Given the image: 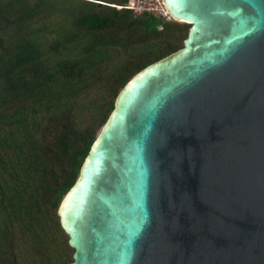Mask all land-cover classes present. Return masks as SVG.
I'll return each mask as SVG.
<instances>
[{"label": "water", "instance_id": "water-1", "mask_svg": "<svg viewBox=\"0 0 264 264\" xmlns=\"http://www.w3.org/2000/svg\"><path fill=\"white\" fill-rule=\"evenodd\" d=\"M184 47L120 91L59 207L71 264H264V0H162Z\"/></svg>", "mask_w": 264, "mask_h": 264}, {"label": "trees", "instance_id": "trees-1", "mask_svg": "<svg viewBox=\"0 0 264 264\" xmlns=\"http://www.w3.org/2000/svg\"><path fill=\"white\" fill-rule=\"evenodd\" d=\"M78 3L70 12L76 28L49 40L41 24L56 13L55 4L0 0V245H5L0 249V264H19L14 247L29 242L36 247L34 264L73 262L69 236L54 215L76 184L93 143L115 109L119 91L141 70L182 49L184 43L180 47L179 42H185L191 28L153 14L135 17L125 8L104 5V10L94 11L96 3L90 0ZM121 14L129 16V29L139 27L142 32L136 42L125 46H130L135 61L121 72L118 68L108 74L105 87L110 97L92 116L94 123L82 126L74 101L85 92L83 88L97 83L91 75L103 65L109 45L119 44L93 34L114 28ZM57 57L61 59L53 66ZM42 105L46 109L39 112L37 107ZM38 113L43 114L42 121L34 122ZM8 169L15 172L12 183L5 179ZM52 232L64 233L72 261L63 259L68 254L58 255Z\"/></svg>", "mask_w": 264, "mask_h": 264}, {"label": "rangeland", "instance_id": "rangeland-1", "mask_svg": "<svg viewBox=\"0 0 264 264\" xmlns=\"http://www.w3.org/2000/svg\"><path fill=\"white\" fill-rule=\"evenodd\" d=\"M38 0H31L32 3L36 2ZM49 3L55 4L56 8L58 9L55 14L47 18L41 25L44 29L47 30L46 35L49 40H54L57 37H62L66 30H74L76 26L73 25V22L76 21L75 17L70 16V12L74 7H78L79 3L78 0H46ZM89 1V0H87ZM94 3H96L95 7H93L94 11H102L104 10L102 7L104 5L111 6V7H119L122 4V0H106V1H97V0H90ZM101 4V5H97ZM106 10V9H105ZM130 22V18L128 15L121 14L120 18L117 20L116 26L114 28L105 29L104 31H99L93 34V38L96 39H105V41H117L119 44H111L109 45V50L106 52L105 56L103 57L104 63L99 68L100 70L96 73H92V77H94L95 81L97 83L91 85L90 87L83 88L85 92H79L78 99H76L74 102V109L76 113H78V122L82 124V126H87L92 123H94L92 116L97 114L98 108L102 106L103 99L107 97H110L108 94H110L109 88L105 87L106 83V77L108 74H111L112 71L115 69L118 72L122 71V68L126 69V66H128L129 62L135 61V56H131L132 49L130 46H127L129 48H126V44L130 42H136L142 35V32L140 31L139 27H134L133 29H129L127 24ZM179 23V22H177ZM181 24V23H179ZM39 27V25H38ZM162 29V27H160ZM184 30L188 28H183ZM91 37V36H90ZM184 41L182 40L179 42L180 47L183 46ZM181 50V49H180ZM179 51V50H178ZM61 57H57L52 59V65L57 66L58 62L60 61ZM138 61V59H137ZM117 68V69H116ZM126 76L129 75L128 72H124ZM83 85V84H80ZM121 91V90H120ZM119 91V92H120ZM46 107L42 105L41 107L38 106L37 110L39 112L45 111ZM43 114H39L34 120V122H40L42 121ZM97 122V121H95ZM102 130V129H101ZM101 132V131H100ZM11 169H8L5 176L9 182L12 183V176L15 174V172H10ZM22 179H24L22 172H20ZM1 171H0V177H1ZM1 180V178H0ZM31 187H35L34 184L31 185ZM55 221H60L59 217V208L54 215ZM61 224V223H60ZM17 227V225H16ZM17 235H19V232H16ZM50 236V233H49ZM51 238H54L55 241L53 243L54 249L57 250L58 255L62 256L65 254H68L63 257V259L67 262L72 261V249L69 248L66 243L64 242V233H51ZM1 239V237H0ZM28 240L29 238H26ZM1 241V240H0ZM4 247L5 245L1 244L0 249ZM14 250L19 255V264H34V260L36 257H34V252L36 250L35 244L32 242H29L28 244H16L14 247ZM69 256V257H68Z\"/></svg>", "mask_w": 264, "mask_h": 264}, {"label": "built area", "instance_id": "built-area-1", "mask_svg": "<svg viewBox=\"0 0 264 264\" xmlns=\"http://www.w3.org/2000/svg\"><path fill=\"white\" fill-rule=\"evenodd\" d=\"M118 8L131 10L135 17H140L144 14H153L164 21L177 22L167 11L162 0H131L128 4L119 6Z\"/></svg>", "mask_w": 264, "mask_h": 264}, {"label": "bare ground", "instance_id": "bare-ground-1", "mask_svg": "<svg viewBox=\"0 0 264 264\" xmlns=\"http://www.w3.org/2000/svg\"><path fill=\"white\" fill-rule=\"evenodd\" d=\"M174 18V17H173ZM177 22H185V23H188V22H186V21H180V20H176Z\"/></svg>", "mask_w": 264, "mask_h": 264}]
</instances>
